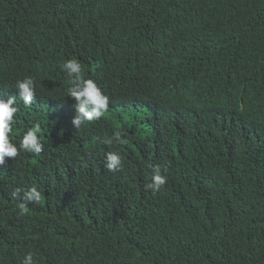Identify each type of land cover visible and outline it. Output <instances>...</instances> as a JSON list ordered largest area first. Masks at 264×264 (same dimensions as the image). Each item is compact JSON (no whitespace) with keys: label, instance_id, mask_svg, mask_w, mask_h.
Wrapping results in <instances>:
<instances>
[{"label":"trees","instance_id":"trees-1","mask_svg":"<svg viewBox=\"0 0 264 264\" xmlns=\"http://www.w3.org/2000/svg\"><path fill=\"white\" fill-rule=\"evenodd\" d=\"M67 59L109 97L79 129ZM27 76L10 140L43 150L0 168V264H264V0H0V96Z\"/></svg>","mask_w":264,"mask_h":264},{"label":"clouds","instance_id":"clouds-1","mask_svg":"<svg viewBox=\"0 0 264 264\" xmlns=\"http://www.w3.org/2000/svg\"><path fill=\"white\" fill-rule=\"evenodd\" d=\"M61 69L67 75L69 87L67 88V97L75 101L76 113L72 119V124L79 129L87 121L98 120L109 106V97L105 95L98 87L97 83L90 78H85L82 65L75 59H67L61 65ZM15 90L6 88L7 91L0 96V168L7 165L5 157L15 158L18 155V149L28 153L39 154L43 150V144L38 137L40 132L39 124L33 125L26 130L19 139V144L10 140V133L15 124L14 117L19 111L17 100L25 106H31L35 99V81L31 76L23 77L15 82ZM11 89V90H10ZM7 96L6 100L3 96ZM116 141L123 143L119 134L115 137ZM111 143V141H109ZM109 171H115L121 167V157L117 152H108L106 154V165ZM161 165H155L152 169L151 181L145 185L153 193L160 191L166 183V176L161 173ZM20 189H16L12 196L18 195ZM23 200L27 202L38 203L41 200V193L36 187H32L23 193ZM21 214L27 211V204L21 202L19 205ZM21 264H34V257L28 252L23 257Z\"/></svg>","mask_w":264,"mask_h":264}]
</instances>
